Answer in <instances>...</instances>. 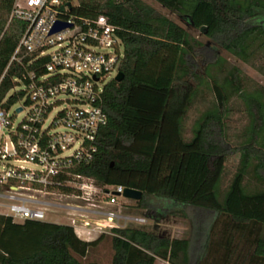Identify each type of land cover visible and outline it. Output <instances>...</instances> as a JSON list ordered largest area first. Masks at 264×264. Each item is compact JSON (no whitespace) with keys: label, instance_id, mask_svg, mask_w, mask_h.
<instances>
[{"label":"trees","instance_id":"obj_1","mask_svg":"<svg viewBox=\"0 0 264 264\" xmlns=\"http://www.w3.org/2000/svg\"><path fill=\"white\" fill-rule=\"evenodd\" d=\"M76 1L78 17L104 15L120 29L125 78L111 81L103 93L108 123L98 136L95 158L72 173L100 187L142 192L137 208L155 209L152 198L160 201V212L177 209L183 218L193 208L197 233L179 239L128 226L85 241L71 226L17 223L0 214V264H83L106 239L111 264H264V90L248 91L238 67L220 78L227 65L223 57L200 71L197 61L205 45L143 0ZM155 1L228 54L259 64L264 75V0ZM14 2L0 0V105L24 71L17 63L9 67L27 28L24 22L10 23ZM205 87L215 103L195 121L188 140L184 122ZM23 95L15 92L5 106ZM234 97L249 120L239 143L228 133ZM233 156L238 167L223 192ZM252 181L256 187L250 189Z\"/></svg>","mask_w":264,"mask_h":264},{"label":"built area","instance_id":"obj_2","mask_svg":"<svg viewBox=\"0 0 264 264\" xmlns=\"http://www.w3.org/2000/svg\"><path fill=\"white\" fill-rule=\"evenodd\" d=\"M77 6L76 0L14 2L10 23L27 28L9 67H23L16 82L24 95L10 107L7 97L0 105V212L23 223L45 222L66 209L76 234L95 239L146 220L122 213L136 203L124 196L125 187H100L72 173L95 158L108 123L103 93L125 57L120 29L104 15L78 17ZM58 23L69 27L53 32Z\"/></svg>","mask_w":264,"mask_h":264},{"label":"rangeland","instance_id":"obj_3","mask_svg":"<svg viewBox=\"0 0 264 264\" xmlns=\"http://www.w3.org/2000/svg\"><path fill=\"white\" fill-rule=\"evenodd\" d=\"M143 1L148 5L152 6L153 8H155L161 14L167 16L172 21L183 26L194 37H196L205 45L206 48L201 53V58L199 57L197 61L200 71L204 69L206 65L214 63L218 57H223L224 59H226L227 65L224 72L220 74V78H223L228 71L232 70V68L238 67L242 71V76L244 78L245 86L248 91H253L255 89L264 90V75L258 70L259 64L257 66H253L252 63H246L241 59L228 54L221 47H219L217 44H215L213 41L207 38L206 35L201 30L190 28L189 26L186 25L184 21H182L180 17H178L173 12L161 6L155 0H143ZM204 56H206V59L204 58ZM18 90L19 89L16 88L10 91L6 99H9V97L15 94V92H17ZM214 103H215V95L210 90V88L205 87L201 89L200 95L194 107L190 110L184 122L185 137L188 140L191 139L192 137V130L195 121L204 111H206L211 106H213ZM18 104L20 105V103ZM231 109H232V113L228 121L229 138L233 143H239L242 141V134L245 131V128L247 127L249 120L246 113L244 112V105L238 97H234L232 99ZM14 110L15 108H13L11 114H13ZM25 113L26 112L20 114L16 118V124H18L24 118ZM238 161L239 160L235 159V156H233L232 160L227 163L226 175L222 187L223 192L228 188L232 180V177L237 170L239 163ZM255 187H256V183L252 181L251 187L249 188L253 189ZM150 202L156 207L155 209L146 210V209L137 208L135 207L136 206L135 203L129 205V208L123 209L122 213L124 215L131 216L134 218H142L146 220V223L143 224L142 226L129 223L127 227L133 226L136 228H143L160 235H169L172 238H179V239L191 238L192 234L194 235L195 233H197L196 229H197L198 219H196L195 217L196 211L193 208H187L186 212L189 215V218H183L177 214L178 211L177 209H173V210L171 209L173 213L171 212V210L168 211L167 213L160 212L159 208H162L160 206L161 204H159L160 201L156 200L155 198H152ZM62 203L64 204V202ZM164 205L169 207L170 204L165 203ZM67 212L69 211L66 209H57L55 210V212L49 213L47 215L45 222L70 226L71 223L69 221V218L65 216ZM204 215L205 213H201L200 218L203 221H206L205 223L207 225L209 224L210 218H208L206 215L205 218L203 217ZM121 225L125 226L124 223H121ZM205 229L206 226H204L203 230ZM107 235L111 236L112 234L110 231H107ZM83 238H86V241H93L97 239V238L90 239L88 237H83ZM112 257H113V250L111 247V241L110 239H106L97 248L92 250L86 259H83L81 261L83 264H88L90 262H97L99 264H111ZM242 261H243V257L242 258L238 257L237 262L240 263ZM157 264H168V263L158 260Z\"/></svg>","mask_w":264,"mask_h":264},{"label":"water","instance_id":"obj_4","mask_svg":"<svg viewBox=\"0 0 264 264\" xmlns=\"http://www.w3.org/2000/svg\"><path fill=\"white\" fill-rule=\"evenodd\" d=\"M67 27H69L67 24L58 23L56 25V27L53 29V32L60 31V30L65 29ZM124 78H125L124 74L122 72H120L115 80L117 82H122L124 80ZM18 111L21 112L22 110L19 109ZM124 196L128 199H131V200L138 202L142 199L143 194H142V192H140L138 190L126 188L125 192H124Z\"/></svg>","mask_w":264,"mask_h":264},{"label":"crops","instance_id":"obj_5","mask_svg":"<svg viewBox=\"0 0 264 264\" xmlns=\"http://www.w3.org/2000/svg\"><path fill=\"white\" fill-rule=\"evenodd\" d=\"M0 214H1V215H5V213H1V212H0ZM80 238H81L82 240H84V238H82V237H80ZM85 241H86V239H85ZM161 261H163V260H161ZM157 262H158V261H157ZM164 262H166V261H164ZM166 263H168V262H166ZM156 264H157V263H156ZM168 264H169V263H168Z\"/></svg>","mask_w":264,"mask_h":264}]
</instances>
